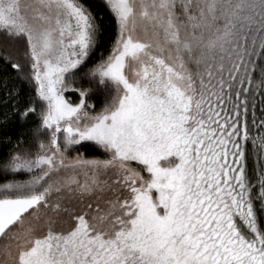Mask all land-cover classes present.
<instances>
[{"label":"snow or ice","instance_id":"1","mask_svg":"<svg viewBox=\"0 0 264 264\" xmlns=\"http://www.w3.org/2000/svg\"><path fill=\"white\" fill-rule=\"evenodd\" d=\"M13 124L0 264H264V0H0Z\"/></svg>","mask_w":264,"mask_h":264},{"label":"trees","instance_id":"2","mask_svg":"<svg viewBox=\"0 0 264 264\" xmlns=\"http://www.w3.org/2000/svg\"><path fill=\"white\" fill-rule=\"evenodd\" d=\"M99 103L97 104V107H99ZM259 115V112L257 113ZM32 130L29 128H20L16 126L15 124L9 125L6 128L0 129V147L3 146V143L7 140V137L3 135L4 132H8L9 135L11 136L13 142H15L16 136L19 135L21 132L24 134L28 135L30 134ZM78 151L80 153H83L87 158L91 157H100L103 158L102 154L100 151L94 149V148H79ZM72 156L77 155V152H72Z\"/></svg>","mask_w":264,"mask_h":264},{"label":"rangeland","instance_id":"3","mask_svg":"<svg viewBox=\"0 0 264 264\" xmlns=\"http://www.w3.org/2000/svg\"><path fill=\"white\" fill-rule=\"evenodd\" d=\"M80 179L83 180V176H81Z\"/></svg>","mask_w":264,"mask_h":264}]
</instances>
